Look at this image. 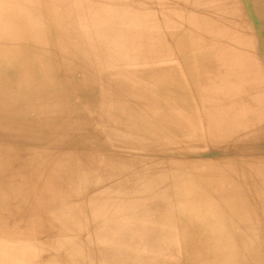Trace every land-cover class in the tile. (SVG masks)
Wrapping results in <instances>:
<instances>
[{
  "label": "rangeland",
  "instance_id": "1",
  "mask_svg": "<svg viewBox=\"0 0 264 264\" xmlns=\"http://www.w3.org/2000/svg\"><path fill=\"white\" fill-rule=\"evenodd\" d=\"M140 1L149 62L101 74L111 47L85 0H0V264H263L264 234L251 257L240 237L264 222V110L246 102L264 83L206 82L264 78V0ZM249 157L254 173L217 164ZM242 178L251 210H205ZM177 182L193 189L184 210Z\"/></svg>",
  "mask_w": 264,
  "mask_h": 264
},
{
  "label": "bare ground",
  "instance_id": "2",
  "mask_svg": "<svg viewBox=\"0 0 264 264\" xmlns=\"http://www.w3.org/2000/svg\"><path fill=\"white\" fill-rule=\"evenodd\" d=\"M78 1V0H77ZM86 3H89L88 6V13H86V19L88 17V20H90V22L92 21V23L94 24L93 27H95L98 31V33L100 34V36L104 37V42L105 45H109L111 47L110 50H106L104 47L100 50L101 53V58H102V63L103 65H99L98 69L100 71V73L102 74V72L105 70V66H108V70L109 72H111L113 69L115 70L116 67L120 66V64L122 63V68L124 65H134V63H136L137 61H144V62H149V59L146 57V51L147 48L145 46V22H146V18L147 15L145 13V10L143 11L142 9V4L140 0H136V4H134L133 0H85ZM71 4V3H70ZM72 5V4H71ZM150 6V5H149ZM153 6V5H152ZM151 7V6H150ZM80 9V8H79ZM82 10V9H81ZM80 11V10H79ZM105 11H107L108 13H106ZM83 12V11H82ZM73 13V12H71ZM84 14V13H83ZM152 16V15H151ZM82 17V16H81ZM150 17V16H149ZM125 18H129L128 20V25L127 28H123L121 25V21H123ZM120 20V21H119ZM80 28V27H79ZM77 29V28H76ZM153 29V28H151ZM77 31V30H76ZM95 31V32H96ZM85 32V31H84ZM77 33V32H76ZM159 33V32H157ZM98 35V34H97ZM161 35V34H160ZM89 36V35H88ZM162 38V37H161ZM66 39V38H65ZM76 39V38H75ZM83 39V38H82ZM156 39V38H155ZM163 39V38H162ZM167 39V38H166ZM159 40V39H158ZM173 41V40H172ZM84 42V41H83ZM158 42V41H157ZM162 43V42H161ZM209 45V44H208ZM158 46V45H157ZM170 47V46H169ZM160 50V49H159ZM164 50V49H163ZM149 51V49H148ZM158 50H155L154 52H156ZM164 52V51H163ZM158 54V53H157ZM161 54V53H160ZM164 54V53H163ZM64 55V54H63ZM144 55V57L142 58V56ZM148 57L151 56L150 53L147 54ZM159 56V54H158ZM161 56V55H160ZM63 57V56H62ZM65 58V57H64ZM134 61V62H133ZM151 63V62H150ZM217 64V63H216ZM115 65V67H114ZM106 66V67H107ZM135 66V65H134ZM148 67V66H146ZM152 67V66H151ZM92 68V67H91ZM131 69V68H130ZM140 69V68H139ZM138 69V70H139ZM152 69V68H151ZM150 69V70H151ZM159 69V68H158ZM157 69V70H158ZM129 71V70H128ZM143 71V70H142ZM147 71V70H146ZM156 71V70H155ZM108 72V73H109ZM127 72V71H126ZM92 73V72H91ZM112 73V72H111ZM170 73V72H169ZM172 73V72H171ZM93 75V74H92ZM138 75V74H137ZM147 75V74H146ZM145 75V76H146ZM110 76V75H109ZM108 76V77H109ZM150 76V75H149ZM155 76V75H154ZM161 76V75H160ZM164 76V75H163ZM92 77V76H91ZM166 77V76H165ZM177 79V76H175ZM111 78V77H109ZM113 78V77H112ZM105 79V78H104ZM103 79V80H104ZM157 79V78H156ZM160 79V78H159ZM182 79V78H181ZM52 80V79H51ZM91 80V79H90ZM162 80V78L160 79ZM100 81V80H99ZM97 81V82H99ZM101 81H102V75H101ZM159 82V81H158ZM173 82V81H172ZM90 83V82H89ZM94 83V82H93ZM149 83V81L147 82ZM91 85V84H90ZM171 85V84H170ZM94 86V85H93ZM139 86V85H138ZM140 89L142 86H139ZM151 86H149L150 88ZM164 87V86H163ZM166 87V86H165ZM87 88V87H86ZM127 88V87H126ZM148 88V89H149ZM170 88H172L170 86ZM176 88V87H175ZM91 88H88V90H90ZM97 89V88H96ZM98 90V89H97ZM128 90V89H127ZM153 91V90H152ZM175 91V90H174ZM98 92V91H97ZM142 92V91H141ZM87 93V92H85ZM96 93V92H95ZM159 93V92H158ZM151 94V93H150ZM170 94V93H169ZM158 95V94H157ZM155 96V95H154ZM96 97V96H95ZM158 97V96H157ZM177 97V96H176ZM156 98V97H155ZM171 98V97H170ZM100 99V97H99ZM95 100V99H94ZM166 100V99H165ZM164 101V100H163ZM174 102V101H173ZM170 104V102H169ZM173 104V103H172ZM162 105V104H161ZM160 105V106H161ZM174 105V104H173ZM129 108V107H128ZM161 112V111H160ZM131 113V112H130ZM135 113V112H133ZM175 114V113H174ZM146 115L149 116V118H156L159 119L158 115H154L152 113H146ZM167 115V114H166ZM177 115V114H176ZM182 115V114H181ZM251 115V114H250ZM247 116V115H246ZM97 119V117H96ZM169 119V118H167ZM173 119V118H172ZM252 119V118H251ZM133 124V123H132ZM247 124V123H246ZM102 125V124H101ZM143 127V126H142ZM132 129V128H131ZM158 133H155L156 135H160V129H158L157 131ZM138 133V132H137ZM134 134V133H133ZM147 134H152L151 133H147ZM132 135V134H131ZM135 135V134H134ZM139 136V135H138ZM133 137V136H132ZM136 137V136H135ZM138 139V138H137ZM140 139V138H139ZM154 139V138H153ZM142 144V143H141ZM160 147V146H158ZM161 150V149H160ZM102 157V156H101ZM214 159V158H213ZM212 159V160H213ZM233 159V158H232ZM259 159V158H258ZM166 161V160H165ZM178 161V160H177ZM217 162V160H214ZM213 161V162H214ZM158 162V161H157ZM212 162V161H211ZM212 162V163H213ZM240 162H244L242 159L236 158L230 161L225 160V162H217V164L222 167V168H226L228 170L230 169H234L237 168L235 170L237 171H232L234 173L232 174H237V176H240V172H238L239 168L242 170L243 172V168H247L248 165H257V164H261V159L257 160V158H251L249 157L248 159V163L245 164H241ZM173 163V162H172ZM179 164V163H178ZM216 164V165H217ZM159 165V164H158ZM166 166V164H165ZM172 166V164H171ZM206 166H209V164L207 163ZM213 166V165H212ZM215 166V165H214ZM177 167V166H174ZM201 167V166H200ZM243 167V168H242ZM264 167V164L261 165V168ZM112 168V167H111ZM143 168V167H142ZM145 168V167H144ZM166 168V167H165ZM249 168V167H248ZM199 170V169H197ZM219 170V169H218ZM103 171V170H102ZM173 171V170H172ZM182 171V168H181ZM190 171V170H189ZM231 171V170H230ZM249 172L250 168H249ZM100 173V172H99ZM179 173V172H178ZM227 173V172H225ZM229 173V172H228ZM254 173V172H251ZM264 173V172H262ZM164 174V171L161 173ZM215 174V173H214ZM231 174V175H232ZM179 175V174H178ZM192 175V174H191ZM162 177H164L165 175H161ZM166 177V176H165ZM183 177V176H182ZM224 178V177H223ZM94 179V178H93ZM161 180V179H160ZM185 180V179H184ZM224 180H229L226 179V177L224 178ZM166 181V180H165ZM224 181V183H225ZM233 181V186L231 188H225L224 183L222 180H220V183L216 184L215 186H219L223 185L221 189H216L217 191L216 195H214L213 193L209 196H204V198L206 199V205H205V210L207 209H214L222 211V213L224 212V209H229L234 210V212L237 214H243L244 210L242 209V205H245V211L247 212L248 210H251L250 208L252 206H254L255 204H253V202L255 201L254 199H252L251 195L252 192L250 190H248L244 185L243 182H245L246 180H244L242 178L241 181H236L235 179L232 180ZM107 182V181H106ZM164 182V181H163ZM173 183V182H172ZM188 183V182H187ZM190 183V181H189ZM188 183V184H189ZM193 183V182H192ZM166 184V183H164ZM161 185V184H160ZM190 185V184H189ZM114 186V185H113ZM119 186V185H118ZM172 186V185H171ZM177 196L176 198V202L177 204H180L179 209L184 210L187 209L188 207H190L193 203L191 202V197L187 196V195H182V194H187V193H191L193 189H189L186 190V184H180V182H177ZM113 189V188H112ZM158 189L160 191H164V187L159 186ZM179 189V190H178ZM116 190V189H114ZM169 190V189H168ZM213 190V189H212ZM211 190V191H212ZM117 191H121L119 189V187L117 188ZM128 192V191H127ZM168 192V191H167ZM86 193V192H85ZM131 193V192H130ZM170 193V192H169ZM133 194V193H132ZM119 195V193H118ZM131 195V194H130ZM147 195V194H145ZM144 195V196H145ZM158 195V194H157ZM148 197V196H146ZM171 197V196H170ZM203 197V196H202ZM195 199V198H194ZM199 200V199H198ZM197 201V200H196ZM122 203V202H120ZM124 203V202H123ZM195 204V203H194ZM112 205V204H110ZM113 206V205H112ZM111 207V206H110ZM109 207V209H111ZM113 209V208H112ZM200 210V208H198ZM110 211V210H109ZM169 212V211H168ZM157 213V211H156ZM165 213V212H164ZM181 213V211H179L177 213V215H179ZM115 214V213H114ZM163 214V213H161ZM160 214V215H161ZM221 214V213H220ZM255 214V213H254ZM263 214V213H261ZM260 214V215H261ZM166 215V214H165ZM232 215V214H231ZM180 217V216H179ZM226 222V221H225ZM227 223V222H226ZM224 222H219L216 224V226L218 228H220V226L222 228H224L226 225H228V223L226 224ZM249 223L245 222V225H247ZM251 224H255L256 226V232L255 234L257 235H247L246 232L245 233L241 232V237L242 238V242H241V247H242V253L244 249H246L247 251H249V253L247 254L249 257H251L252 255H254L253 252V247L254 246H259L261 247L260 242H258L259 238H262V234H264V222L262 221H257L256 223H251ZM228 227V226H227ZM224 231V230H223ZM225 232V231H224ZM228 233V230H227ZM229 234L231 235V232H229ZM261 234V235H258ZM133 236V235H132ZM224 238H226V233H224L222 235ZM206 237V236H205ZM234 238L233 235H231V237L227 236V240L228 241H232V239ZM125 242V241H124ZM201 242V241H200ZM205 242V241H204ZM3 248L7 251L5 252L6 254L8 253V251H10V247L11 246H6L8 244L7 241H5ZM227 244V242H226ZM203 245V242H202ZM230 246V245H229ZM232 246V244H231ZM187 247V246H186ZM240 247V249H241ZM252 247V248H251ZM202 247L199 246V250ZM205 248V245H204ZM227 248V247H226ZM252 249V251H251ZM192 252V249H191ZM195 252V251H194ZM252 252V253H250ZM5 253H4V259H5ZM193 253V252H192ZM208 255L210 254V252H207ZM246 253V252H245ZM259 253V261L261 263L264 264V256L260 255V250L258 251ZM198 254V253H197ZM201 255V254H200ZM206 255V253H205ZM244 255V254H243ZM197 257V255H195ZM247 258V257H246ZM201 258L199 257V260ZM8 263H10V257L7 258ZM118 260V259H116ZM198 260V261H199ZM193 261V260H192ZM210 262V260H209ZM220 262V261H219ZM4 264L5 260H4ZM213 264V263H212Z\"/></svg>",
  "mask_w": 264,
  "mask_h": 264
},
{
  "label": "crops",
  "instance_id": "3",
  "mask_svg": "<svg viewBox=\"0 0 264 264\" xmlns=\"http://www.w3.org/2000/svg\"><path fill=\"white\" fill-rule=\"evenodd\" d=\"M243 67V66H242ZM241 67V68H242ZM245 70H239L237 77H233L232 79L227 78L226 73L223 71H221L219 77L217 75L216 79H211L209 81H207L206 83H208L206 86L207 88H209L210 90L214 89H227V88H232V87H247V88H252L254 87L255 89V93H257V84L259 83H264V78L262 77V71H260L259 73L256 71H252L250 73H247ZM219 73V72H218ZM246 73V74H245ZM254 94V95H256ZM257 97V96H256ZM256 97H252V100H247L246 102H248V104L253 105V108L257 110H264V100L257 98ZM249 108V106H247V109ZM248 113V112H246Z\"/></svg>",
  "mask_w": 264,
  "mask_h": 264
}]
</instances>
